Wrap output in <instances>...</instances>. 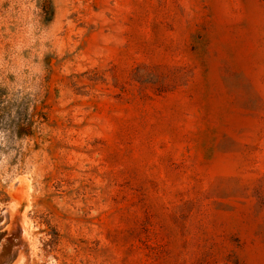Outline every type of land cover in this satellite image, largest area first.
Wrapping results in <instances>:
<instances>
[{
  "label": "rangeland",
  "instance_id": "obj_1",
  "mask_svg": "<svg viewBox=\"0 0 264 264\" xmlns=\"http://www.w3.org/2000/svg\"><path fill=\"white\" fill-rule=\"evenodd\" d=\"M0 264H264V0H0Z\"/></svg>",
  "mask_w": 264,
  "mask_h": 264
}]
</instances>
